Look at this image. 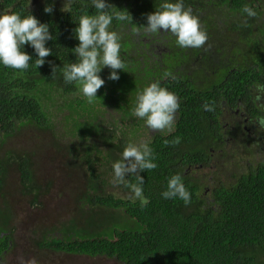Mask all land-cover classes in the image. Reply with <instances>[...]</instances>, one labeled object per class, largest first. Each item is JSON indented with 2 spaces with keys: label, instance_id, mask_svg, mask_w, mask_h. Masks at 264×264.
Masks as SVG:
<instances>
[{
  "label": "trees",
  "instance_id": "16d2710c",
  "mask_svg": "<svg viewBox=\"0 0 264 264\" xmlns=\"http://www.w3.org/2000/svg\"><path fill=\"white\" fill-rule=\"evenodd\" d=\"M164 2L108 0L109 12L128 15L126 21L114 17L109 28L118 34L124 69L117 70L118 80H111V69L102 68L99 74L105 84L90 103L77 82L65 83L63 68L77 59L73 52L79 44L75 21L84 14H97L91 0H0L2 12L33 14L53 34L46 42L52 54L40 68L29 44L23 46L32 56L26 70L0 63V193L15 172L16 194L31 199V205L41 202L45 188L36 164L47 146L37 151L7 147L13 137L34 127L51 135L55 151L61 152L62 168L65 164L68 172L89 176L82 193L96 195L94 204L101 206L95 216L71 218L43 231L37 244L44 252L104 256L118 264H264V133L257 142L242 127L226 125L229 128L224 132L221 116L224 104L234 108L240 102L248 115L264 119V91L257 88L264 86V0H183L207 34L200 48L178 46L170 32H143L147 14ZM64 3L70 12L61 10ZM47 5L53 6L52 13L44 11ZM244 5L252 7L257 16L242 13ZM224 10L229 21L226 30L217 25ZM134 29H140L139 34ZM208 50L218 64L202 63L210 59ZM165 72L171 75L165 77ZM157 81L179 100L170 133L153 132L133 115L137 95ZM205 102L214 110H205ZM235 130L247 136L242 142L251 157L248 169L235 182L213 177L214 185L209 186L208 175L201 178L191 171L212 160L214 152L229 142L238 141ZM177 137L179 144H164ZM130 142H147L157 165L141 172L144 182L147 177L151 180L141 185L143 205L141 199H116L112 192L106 195L107 186H114L112 165ZM233 155L239 158L238 152ZM102 166H108L105 173L99 171ZM175 174L181 175L190 193L187 206L178 197L162 196ZM127 178L130 181L131 176ZM50 186L48 181L46 189ZM83 203H90L86 195ZM112 208L121 212H111ZM11 216L12 212L0 210V232H9L0 237V264L13 243Z\"/></svg>",
  "mask_w": 264,
  "mask_h": 264
},
{
  "label": "clouds",
  "instance_id": "9594fccd",
  "mask_svg": "<svg viewBox=\"0 0 264 264\" xmlns=\"http://www.w3.org/2000/svg\"><path fill=\"white\" fill-rule=\"evenodd\" d=\"M92 5L97 10L96 15H81L78 18L77 27L74 29L79 44L73 49L76 54V62L65 65L63 76L65 83L77 82L82 89V93L91 103L97 97L98 90L105 84L101 78L102 68L111 69L109 79L118 80L117 70L124 69V63L120 58V43L118 34L110 31L113 18L117 21L128 20V15L124 12H109L112 6L108 0H91ZM62 11L70 12L64 6ZM46 13L53 12V6L47 5L44 9ZM242 13L248 17H256V11L248 6L242 7ZM147 23L141 25L146 34H156L159 32H170L176 37V43L183 48H200L207 42V34L202 30L197 16L193 15L190 8H185L183 0L171 2L167 0L156 7L154 12L147 14ZM47 23H41L33 14L21 16L18 13L0 12V63L12 69L26 70L32 56L23 50L26 44L31 45L36 55L35 64L38 68L44 65L45 58L52 54V49L46 47V42L53 39V34L49 31ZM139 34L140 29H134ZM51 64L52 62L49 61ZM56 72V66L52 67V75ZM165 77L171 75L164 73ZM259 90L264 91V86L257 85ZM259 98V97H258ZM136 106L133 115L143 119L146 126L153 132H171L173 130L176 113L180 107L178 97L167 88L161 87L160 82H153L146 86L136 97ZM207 111H213V105L205 102L203 105ZM264 126V119L258 121ZM179 144L180 138L173 141L165 140L164 144ZM155 157L147 142L128 143L123 150L122 158L116 161L112 167L114 178L111 186L118 185L128 187L132 196L130 199H141L143 201V191L141 185L144 177L140 174L146 170L157 167L154 163ZM128 176H135L136 183L126 179ZM90 201L89 207H94L96 195L84 194ZM165 199L180 198L185 206L190 204L191 196L182 182L180 174L173 175L167 184V189L162 193ZM28 264H37L33 258Z\"/></svg>",
  "mask_w": 264,
  "mask_h": 264
},
{
  "label": "rangeland",
  "instance_id": "374dc122",
  "mask_svg": "<svg viewBox=\"0 0 264 264\" xmlns=\"http://www.w3.org/2000/svg\"><path fill=\"white\" fill-rule=\"evenodd\" d=\"M0 12L2 11L0 10ZM227 119L230 118L227 117ZM262 133H264V129L258 127L257 132L254 133L256 136H252L260 142ZM58 142L64 144L61 140ZM228 144L225 148L214 152L211 167L204 170L206 175L213 173V177L221 179L224 183L227 181L235 182L238 175L248 169L247 160L251 158L249 154L244 152V144H238L235 141L229 146ZM44 146H47L46 152H40L41 158L36 164L37 175L41 179L43 188H45L44 191H41V202L37 205H31V199L16 194L14 181L17 183V175L15 172H11L10 182L4 190L9 193L8 200L3 201L4 199L0 197V208L12 212L10 226L13 230V243L4 255L2 264H28L33 258L37 264H118L116 260L104 256L69 255L50 250L44 252L45 250L40 249L37 243L42 241L43 231L45 233L53 226L56 225L57 227V224L71 218L95 216L101 209V206L89 207L83 203L81 192L83 189L87 190L86 180L89 176L85 173L86 176L84 177L82 171L68 172L66 169L68 166L65 164L62 168L61 152L55 151L56 146L53 145V138L49 133H43L31 127L26 131L23 130L7 143L8 148L18 151L24 149L37 151ZM235 152L239 154L238 159L233 158ZM221 153L223 154L221 155ZM229 157L235 161L234 164L230 162ZM107 169L108 166H102L99 171L105 173ZM195 174L201 178L204 177V174L198 170ZM48 181L51 182V186L46 189ZM110 190H113L111 185L107 186L106 195L110 193ZM111 194L113 195V193ZM110 211L121 212V210L113 208Z\"/></svg>",
  "mask_w": 264,
  "mask_h": 264
},
{
  "label": "flooded vegetation",
  "instance_id": "af4514ba",
  "mask_svg": "<svg viewBox=\"0 0 264 264\" xmlns=\"http://www.w3.org/2000/svg\"><path fill=\"white\" fill-rule=\"evenodd\" d=\"M220 14H221V19L218 21V24L217 25H219L221 27H224V29L226 30L225 25H226L227 22L229 23V21L227 20V17L225 16V10H224V12H220ZM238 37H239V34L237 36H235L234 40H238ZM212 46H213V44H212ZM229 46H230V44H229ZM209 50H211V48H209ZM209 50H208V52H209V55H210V59L205 60V62L202 61V63H204V64H206L208 66H214V65H216V64L219 63V60ZM263 100L264 99H263V95H262V101ZM245 109L246 108L243 105H241L240 102H238L237 103V106L234 107V108L233 107H230V106L227 107V105L224 104V108H223V110L221 112L222 113L221 116H222L223 120L225 121V123H224V128H225L224 129V132H227L229 127L232 128V129H237V128L240 129L242 127L243 128V131L245 133H247V131H248L247 135L249 137V136L255 135L254 133L257 132V128L258 127L264 129V126H261L258 123V121H260L262 119L251 117L250 115L247 114V112L245 111ZM227 117H229L230 119H227ZM230 121H232V122H230ZM226 125H230V126L229 127H226ZM232 129H230V130L233 131ZM233 133L234 134L236 133L235 135L236 136L237 135L239 136V138H238L239 140L238 141H235L238 144H241L240 142H242L244 139L246 140V138H247V136L244 137L245 136L244 134L242 135V132H238L237 133V130H235ZM230 139H232V137H230ZM253 141H257V139L255 138V139H253ZM222 154L223 153H221V155ZM212 162H213V159L210 160L206 164H199V165L195 166L194 167V170H192L191 172H194V174H195V172L198 170L200 173H203L204 176H205L206 172H204V170L207 169V168H210ZM195 175H197V174H195ZM207 177H208V180H209L210 185L211 184L214 185V183H213V173L209 174ZM126 179L128 180L127 177H126ZM130 181L133 182V183H136L137 182L135 176H131ZM150 181L151 180L147 177L146 178V181L144 183H147V182H150ZM144 183H143V185H144ZM120 186L121 187H125L124 185H120ZM120 186L118 185V186L114 187L113 190H110V192L113 193V196L116 199L126 200V199L130 198V196L133 195L130 189H128V191L125 192ZM141 187H142V191H143V186H141ZM2 193L6 194V195H9V193L7 191H4ZM2 193H0V197H2ZM2 198L5 199L7 197H2ZM143 199L145 200V194L144 193H143ZM135 200H138V199H135ZM147 200L149 201V198ZM0 210H5V209L4 208L3 209L0 208ZM11 222H12V219H11ZM11 222H10V224H11ZM8 233L9 232H5V231L0 232V237H2V236L4 237L5 234H8ZM1 264H2V262H1Z\"/></svg>",
  "mask_w": 264,
  "mask_h": 264
}]
</instances>
